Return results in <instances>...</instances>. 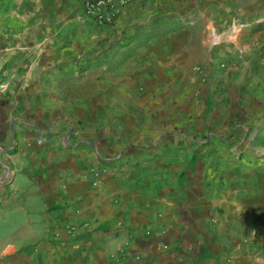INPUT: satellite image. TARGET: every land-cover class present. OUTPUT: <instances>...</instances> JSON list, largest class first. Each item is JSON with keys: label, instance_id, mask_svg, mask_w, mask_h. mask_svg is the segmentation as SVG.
Here are the masks:
<instances>
[{"label": "crops", "instance_id": "1", "mask_svg": "<svg viewBox=\"0 0 264 264\" xmlns=\"http://www.w3.org/2000/svg\"><path fill=\"white\" fill-rule=\"evenodd\" d=\"M6 1L90 48L0 117V264H264V0H133L105 26L83 0Z\"/></svg>", "mask_w": 264, "mask_h": 264}, {"label": "rangeland", "instance_id": "2", "mask_svg": "<svg viewBox=\"0 0 264 264\" xmlns=\"http://www.w3.org/2000/svg\"><path fill=\"white\" fill-rule=\"evenodd\" d=\"M118 1L119 0H114L113 2V8L116 11L110 20L104 22L98 21L87 12L83 0L85 13L98 26L114 24L121 12L123 11L124 13L126 8L133 2V0H123V5L118 6ZM12 14L13 11L9 10L7 1L0 0V117L1 115H8L9 109H13L17 106L15 95L18 91H27L28 88H31L32 91L39 89L40 82L38 76L40 72L45 69L44 65H47L48 58L73 59L79 55L84 56V51H88L90 48L87 42L89 35L86 31L82 33H68L66 35L43 34L39 32V25L45 24L43 19L42 22L37 21L32 28L31 25H27L29 24V18L18 19ZM48 22L55 24V20H48ZM149 36L150 35L139 32L135 34L130 32L125 33L123 35V58L137 56L140 52L144 56L146 51H141L138 48L143 45L142 42H145ZM134 38L138 39L135 42V48L128 46L135 41ZM57 46L59 48L63 46L66 47L67 52L62 54V52L52 49ZM50 47H52L51 51L49 50ZM130 68L134 69V66ZM205 69L206 68L201 65L194 66V70L200 75L203 85L209 86L210 76L209 72ZM114 70L115 68L109 67L105 69L106 74L111 75L112 78L119 75L117 72H114ZM150 72L151 70L149 71L147 67H145V71L141 73L140 82L136 81V93L139 95H145L148 91L151 92V82H148L147 79V74ZM78 73L82 75L83 72L79 71ZM87 74L91 75V78H95L97 74L101 73L98 71L89 73L84 72L83 75ZM75 84L76 82L73 83V85ZM199 100L201 102L205 100V98ZM179 101H186V99L178 98L173 100V103ZM3 126L5 127V124Z\"/></svg>", "mask_w": 264, "mask_h": 264}, {"label": "built area", "instance_id": "3", "mask_svg": "<svg viewBox=\"0 0 264 264\" xmlns=\"http://www.w3.org/2000/svg\"><path fill=\"white\" fill-rule=\"evenodd\" d=\"M86 10L98 21L104 22L110 20L115 13L113 8L114 0H84ZM123 5V0L118 1V6ZM70 231L75 233V228L71 227Z\"/></svg>", "mask_w": 264, "mask_h": 264}]
</instances>
